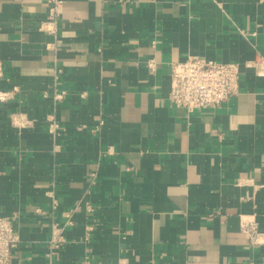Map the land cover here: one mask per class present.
<instances>
[{
	"label": "crops",
	"instance_id": "0c3cea01",
	"mask_svg": "<svg viewBox=\"0 0 264 264\" xmlns=\"http://www.w3.org/2000/svg\"><path fill=\"white\" fill-rule=\"evenodd\" d=\"M49 5L0 0V90L17 87L0 102L12 264H49L53 222L54 264H264L241 228L249 216L264 232V75L245 66L264 60V0H65L56 35ZM189 55L240 63V92L172 104L171 65Z\"/></svg>",
	"mask_w": 264,
	"mask_h": 264
},
{
	"label": "built area",
	"instance_id": "2783aa9c",
	"mask_svg": "<svg viewBox=\"0 0 264 264\" xmlns=\"http://www.w3.org/2000/svg\"><path fill=\"white\" fill-rule=\"evenodd\" d=\"M65 0H49V11L43 21V26L48 33L56 35L59 30L58 22L61 15V7ZM253 67L258 75H264V60L256 58L245 64ZM150 72H156L158 62L156 58L147 60ZM243 67L238 62L209 59L199 55H189L186 59L175 61L171 65V91L170 101L177 107L193 112L200 108H211L227 101L241 90V74ZM17 87L11 90H0V102H7L14 96ZM47 95V92H45ZM65 91L55 90L54 101L62 100ZM103 123V122H101ZM62 126L53 121L50 125L52 132H59ZM52 207L55 208L57 200L52 199ZM66 224H72V214L68 213ZM17 216L0 215V264H12L16 249L19 247L20 234L16 227ZM241 228L246 232L253 244L260 245L264 239V232L259 230L256 219L242 216ZM65 239L62 235V225L53 222L52 233L49 240V264H54L57 250L63 245ZM78 264H131L127 260L113 263L97 262L86 256Z\"/></svg>",
	"mask_w": 264,
	"mask_h": 264
}]
</instances>
